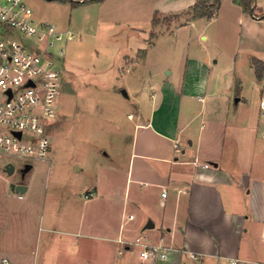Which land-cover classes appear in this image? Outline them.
Returning a JSON list of instances; mask_svg holds the SVG:
<instances>
[{
  "label": "crops",
  "instance_id": "crops-1",
  "mask_svg": "<svg viewBox=\"0 0 264 264\" xmlns=\"http://www.w3.org/2000/svg\"><path fill=\"white\" fill-rule=\"evenodd\" d=\"M195 2L103 0L73 7L54 1L75 16L85 8L97 9L99 18L109 24L119 23L114 17L126 21V16H142L149 21L155 14L180 15ZM225 2L239 28L237 52L247 57L252 67L254 60L264 62V18L245 13L237 0H220L217 12L207 22L222 14ZM257 8L264 11V0L258 1ZM184 18L176 28L193 24L197 17ZM57 20L60 23L61 19ZM71 22L69 17L59 29L69 30ZM217 86V75L205 60L184 58L164 79L151 85L148 99L137 104V114L127 115L128 120H137L121 167L125 184L121 190L110 191L105 215L114 214V218L105 219L100 236H95L106 243L95 247L86 243L88 253L96 248L104 264H114L116 254L131 248L117 240L131 241L132 234L146 232L152 243L184 251L171 253L166 261L156 264H264V125L257 127L262 131H222L230 101L215 97ZM260 93L258 107L264 101V91ZM242 100L237 98L234 103ZM203 120L206 128L199 124ZM203 164L210 167L203 169ZM29 172L19 181L5 179L0 185V264H43L39 250L42 202L37 200L34 177L27 179ZM11 184L24 190L17 192ZM86 190L91 196L85 199L83 195L84 200L99 195L107 198L106 187L98 181ZM81 220L70 234L91 237L90 228L83 230ZM148 222L153 224L150 229L145 228ZM46 241L49 245L50 239ZM188 253L197 260L190 259Z\"/></svg>",
  "mask_w": 264,
  "mask_h": 264
},
{
  "label": "rangeland",
  "instance_id": "rangeland-1",
  "mask_svg": "<svg viewBox=\"0 0 264 264\" xmlns=\"http://www.w3.org/2000/svg\"><path fill=\"white\" fill-rule=\"evenodd\" d=\"M21 1L32 10L36 21H46L57 28L72 17L68 29L74 34L72 40L63 43L56 119L49 123L47 155L32 161L27 175V179L34 177L37 200L42 202L39 250L44 256L43 264H104L96 248L87 252L86 243L94 247L106 243L95 236H100L103 221L114 216L105 215L110 191L121 190L125 184L121 167L137 120H128L127 115L137 114V104L148 99L151 85L164 79L184 58L205 60L217 75L215 97L230 101L222 131H262L257 127L264 125L258 107L264 75L258 81L248 58L237 52L239 28L226 2L214 21L197 17L193 24L178 29L184 17L155 14V26L151 23L154 16L149 21L142 16H126V21L114 17L119 23L109 24V20L99 18L101 12L97 9L85 8L75 16L54 1ZM240 97L243 100L234 103ZM199 124L207 127L205 120ZM5 163L15 165L14 173L2 172ZM20 166L18 159L1 157L0 185L5 179L21 180ZM96 181L106 187L107 198L99 195L84 200L86 189ZM80 220L83 230L90 228L91 237L70 234ZM135 234L147 237L146 232ZM135 234L130 237L132 241ZM46 238L50 239L49 245ZM83 244L85 247L80 248ZM120 252L114 264H138L139 248Z\"/></svg>",
  "mask_w": 264,
  "mask_h": 264
},
{
  "label": "built area",
  "instance_id": "built-area-1",
  "mask_svg": "<svg viewBox=\"0 0 264 264\" xmlns=\"http://www.w3.org/2000/svg\"><path fill=\"white\" fill-rule=\"evenodd\" d=\"M258 1L255 0L256 7ZM33 16L21 0L0 3V158L20 160V169L46 158L49 123L56 119L55 104L61 82L59 65L65 53L63 43L74 38L71 31L36 21ZM259 107L264 117L263 100ZM5 166L6 170L15 165L5 163ZM90 196L85 194L84 198ZM165 196L163 191L162 197ZM128 219L132 220L133 216ZM117 241L123 246L139 248L138 264L164 262L169 254L184 252L152 243L142 234L133 241ZM188 256L192 260L198 258L193 253Z\"/></svg>",
  "mask_w": 264,
  "mask_h": 264
},
{
  "label": "trees",
  "instance_id": "trees-1",
  "mask_svg": "<svg viewBox=\"0 0 264 264\" xmlns=\"http://www.w3.org/2000/svg\"><path fill=\"white\" fill-rule=\"evenodd\" d=\"M48 1H57L60 3H70L71 6L77 7L82 4H87L90 2H101L103 0H48ZM238 4L242 7L243 11L254 18H264V11L258 10L255 6V0H237ZM220 5V0H196L195 4L189 8L187 11L180 15H174V17H205L212 18L214 14L217 12ZM157 15V14H156ZM152 26L158 24L156 16L152 19ZM255 77L257 79H261L264 75V62L254 60L252 62Z\"/></svg>",
  "mask_w": 264,
  "mask_h": 264
},
{
  "label": "water",
  "instance_id": "water-1",
  "mask_svg": "<svg viewBox=\"0 0 264 264\" xmlns=\"http://www.w3.org/2000/svg\"><path fill=\"white\" fill-rule=\"evenodd\" d=\"M122 94L126 96V92L125 91H122ZM31 168H32V165L26 164V165L23 166V168L19 169V173H20L21 178H24V176L31 170ZM6 172L8 173V175H11L14 172V167L13 166H9L6 169ZM11 188L13 190L17 191V192L24 190V187L21 186V185L11 184ZM152 227H153V224L151 222H148L145 228L146 229H150Z\"/></svg>",
  "mask_w": 264,
  "mask_h": 264
}]
</instances>
